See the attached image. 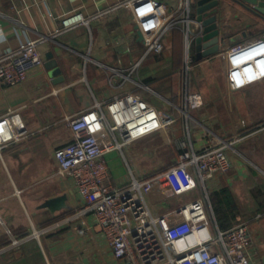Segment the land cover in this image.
Listing matches in <instances>:
<instances>
[{"label": "crops", "instance_id": "crops-1", "mask_svg": "<svg viewBox=\"0 0 264 264\" xmlns=\"http://www.w3.org/2000/svg\"><path fill=\"white\" fill-rule=\"evenodd\" d=\"M157 1L164 3L174 14L180 0ZM224 1L219 22V52L200 61H196L195 50L192 52V66L202 77L196 76L193 82L201 80L200 89L206 90L196 91L195 82L192 88L205 99V105H212L214 109V105L222 104L224 108L228 107L230 115L225 111V115L215 116L208 111V115H190V120L175 115L178 117L176 122L163 131L165 143L154 146L149 135L128 143L123 153H109L106 160L113 184L123 185L130 180L131 174L148 176L173 165L185 151L182 143L202 151L215 135L225 139L244 137L234 144L235 150L229 151V172L215 176L208 187L210 194L224 186L233 191L241 210L236 222L248 223L252 231L253 263L264 264V215L260 213L256 199L257 189H264V126L251 130L264 122V81L240 91H229L220 57L225 47L238 44L248 36L264 38V20L235 3ZM124 2L0 0L3 51H15L23 43L46 38L40 46L41 68L19 83H0V118L19 112L28 131L18 141L0 150V264H121L94 215H77L83 201L73 180L69 176L54 174L57 170L55 152L72 141L67 118L90 109L96 101L106 103L113 97L133 91L161 111L173 113V103L160 92L150 64L162 59L170 64L173 55L177 51L180 54L187 27L181 23L165 34L162 38L163 55L150 53L132 75V80L114 76L112 70L127 74L144 51L130 11L121 7ZM76 12L92 19L89 26L80 25L57 34L62 18ZM188 31L193 38L199 28L190 22ZM182 60L179 58L177 63L182 62L183 66ZM146 61V71L141 73ZM52 62L59 63L65 77L63 82L53 84L47 67ZM216 75L222 90L210 93L207 88L214 86ZM148 79L154 82L147 85L145 81ZM188 80L191 87V75ZM201 82L212 83L202 87ZM144 93L155 95L166 105L145 97ZM249 107L254 109L248 110ZM156 148L161 151L155 161L140 160ZM59 198L64 200L57 206L48 205V201ZM248 198L254 202L251 209L242 205V200ZM49 225H52L51 230L36 235V231Z\"/></svg>", "mask_w": 264, "mask_h": 264}, {"label": "built area", "instance_id": "built-area-1", "mask_svg": "<svg viewBox=\"0 0 264 264\" xmlns=\"http://www.w3.org/2000/svg\"><path fill=\"white\" fill-rule=\"evenodd\" d=\"M195 1L180 0L172 14L157 0H125L121 7L130 11L144 51L127 74L112 70L114 76L132 80L150 53L163 51L164 35L181 23L187 27L185 61L189 70L193 58L188 24ZM91 21L80 12L65 15L56 33L89 26ZM45 40L23 43L15 51H3L0 43V83H19L41 68L40 46ZM220 57L229 91L264 81V38L248 36L225 47ZM188 81H184L179 108L185 120L191 117L189 111L201 108L205 100L190 91ZM177 118L133 91L106 103L96 101L90 109L67 118L72 141L55 152L54 175L73 180L83 201L77 215H94L121 264H254L249 224L236 222L222 231L214 216L208 187L215 176L229 172V151L235 150L234 144L244 137L225 139L215 135L202 151L182 143L185 151L168 168L148 176L131 174L126 184H113L106 156L113 151L123 153L128 143L156 131H166ZM27 133L19 112L0 118V150ZM193 189L199 192L198 197L189 203L182 202L180 196ZM51 226L36 231V235L51 230Z\"/></svg>", "mask_w": 264, "mask_h": 264}, {"label": "rangeland", "instance_id": "rangeland-1", "mask_svg": "<svg viewBox=\"0 0 264 264\" xmlns=\"http://www.w3.org/2000/svg\"><path fill=\"white\" fill-rule=\"evenodd\" d=\"M192 52H193V50H192ZM161 55H163V53H161ZM173 58L174 59H172L170 64L166 60L162 59L161 61L155 62L154 64H150V68H153V71H154V73L152 75L153 78H155L159 82L160 92L162 93V95L165 98H170L169 100L173 103V107H174L173 113L175 115H183L179 108L182 107V98H183L185 79L189 78V76L191 75V87L189 86V89L192 92H193L192 87L194 86V82H195L196 86L198 87V89H196V91L202 92V90H206V89H200V85H199L200 83L199 82L201 80L197 79V81L193 82V80L196 76L199 79L202 78L201 76H198L197 69L194 66H192L191 64H189L190 69L187 70V64H186L187 61H185V39H184L180 54L178 55V51H177V54L173 55ZM179 58L183 59L182 60V61H184L183 66L181 65L182 62L180 63V65L178 64ZM147 65H148V61H146L144 63V66H143L142 70L140 71L141 73L146 71ZM177 68H179V69H177ZM183 68H184V70H182ZM218 68H219V66L217 67V69ZM217 77L218 76L216 75V78H215L213 83L212 82L204 83L205 85H208V86L211 83L214 85L213 87H208V88L206 87L210 93L212 91L219 92L222 90L220 88V84H219ZM204 84L201 82L202 87L204 86ZM144 95H145V97H150L151 99H155L157 102H159L163 106L166 105L163 100L157 98L153 94L144 93ZM213 107H214V109H212V105L207 106L204 104L201 108H199L197 110L189 111V115H206V114L208 115V111H212L213 114H211V115H215V116L225 115V111L227 112V115H230L228 107L226 109V108H224V106L222 104H219V105L217 104V105H214ZM246 108H247V106H246ZM253 109L251 107L248 108V110H251V111ZM248 115H252V114H248ZM188 120H190V118ZM192 124L195 125L197 128L202 129V127L200 125H198L196 123L195 124L192 123ZM204 126H206V125L204 124ZM227 126H228V123H227ZM151 135L152 136H150V137H152L151 140H153L152 142H153V144H155L154 146H156V144L161 145V143L163 144L167 141L166 135L163 133V130L156 131L155 133H153ZM160 151H161V149L156 148L154 151H152L148 155H145L142 158H140V160L142 159L143 161L151 163L153 160L155 161L157 159V155H159L158 153ZM150 160H152V161H150ZM126 165H127L128 170L130 171L127 163H126ZM130 165H131V163H130ZM198 195H199V192L197 190L193 189L189 192L182 194L180 196V198H181L182 202L189 203V202L194 201L198 197ZM242 205L244 208L251 209L254 207V202L250 198H248V199L242 200ZM4 219L9 223V220L5 216H4Z\"/></svg>", "mask_w": 264, "mask_h": 264}, {"label": "water", "instance_id": "water-1", "mask_svg": "<svg viewBox=\"0 0 264 264\" xmlns=\"http://www.w3.org/2000/svg\"><path fill=\"white\" fill-rule=\"evenodd\" d=\"M229 1L264 20V0ZM224 2V0H196L191 6L190 21L194 22L199 28V32L192 38V50H195L196 61L205 58L209 59L217 55L220 50L221 29L219 22ZM48 58L50 59V55H48ZM47 67L53 84H58L65 80L58 62H52ZM63 200L64 198L52 199L48 201V205L55 207Z\"/></svg>", "mask_w": 264, "mask_h": 264}, {"label": "trees", "instance_id": "trees-1", "mask_svg": "<svg viewBox=\"0 0 264 264\" xmlns=\"http://www.w3.org/2000/svg\"><path fill=\"white\" fill-rule=\"evenodd\" d=\"M145 82L147 85H151L154 80L148 79ZM262 125L264 126V122L260 123L251 130L258 129L262 127ZM257 194L258 195L256 196V199L258 202L259 210L260 213L264 215V189L258 188ZM210 200L219 228L222 231L231 228L234 222H236L239 214L241 213L240 207L237 203L236 196L234 195L233 191L229 187L224 186V188L211 193Z\"/></svg>", "mask_w": 264, "mask_h": 264}]
</instances>
